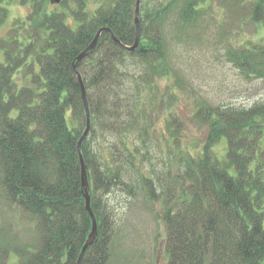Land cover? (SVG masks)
I'll return each mask as SVG.
<instances>
[{"label":"trees","instance_id":"obj_1","mask_svg":"<svg viewBox=\"0 0 264 264\" xmlns=\"http://www.w3.org/2000/svg\"><path fill=\"white\" fill-rule=\"evenodd\" d=\"M212 1L0 0V28L8 24L0 34V200L10 214L0 224V264H78L92 227L80 156L96 220L80 264H108L114 199L138 189L162 206L166 264H264V103L201 100L193 113L206 126L200 144L180 139L171 112L162 145L155 139L169 106L158 82L178 78L166 24L173 17L180 32L194 28ZM219 1L227 28L264 27V0ZM11 4L29 10L9 21ZM225 57L264 81V44L228 45ZM77 72L90 113L80 153L86 114ZM16 215L33 223L32 241L12 232Z\"/></svg>","mask_w":264,"mask_h":264},{"label":"rangeland","instance_id":"obj_2","mask_svg":"<svg viewBox=\"0 0 264 264\" xmlns=\"http://www.w3.org/2000/svg\"><path fill=\"white\" fill-rule=\"evenodd\" d=\"M221 5L219 0H213L210 12L204 14L205 20L200 18L194 28L180 32L173 24V17L166 24L170 37L169 56L178 78L175 79L171 73L158 82L164 93L165 105H169L155 122V139L159 145H162L163 137L169 133L164 123V118L169 119L167 112L177 117L174 124L183 142L185 140L190 144L196 140L200 144L206 126L193 117L199 101L243 107L256 102L264 103V81L253 76H243L225 57V47L228 45L264 44V27L246 21L236 22L235 26L227 28L221 21L226 11ZM8 9L10 21L13 17H22L29 7L11 4ZM206 18L212 22L207 23ZM218 22H221L223 30ZM7 27L8 24L0 28V34ZM177 32L179 34L174 38ZM175 80L181 81L179 86L175 85ZM166 92L174 95V98H167ZM161 162V158L154 159L158 168ZM114 202L118 209V221L110 245L108 264H166L161 204L149 200L140 189L135 196L118 193ZM6 210L7 207L0 200V224L10 219ZM14 217L15 227L12 232L18 228L23 239L32 241L35 236L33 223L28 219H18L17 215ZM14 261L15 255L10 253L9 262Z\"/></svg>","mask_w":264,"mask_h":264},{"label":"water","instance_id":"obj_3","mask_svg":"<svg viewBox=\"0 0 264 264\" xmlns=\"http://www.w3.org/2000/svg\"><path fill=\"white\" fill-rule=\"evenodd\" d=\"M51 4H58L61 2V0H49ZM138 5L136 7V11H135V25H136V40L134 42V44L129 47V49H133L136 44H137V40H138V35H139V26H138ZM102 29H100L93 41L90 43V45L82 51V53L77 57V62L84 57V55L91 49H93L95 43H96V40L98 38V35L100 33ZM76 62V64H77ZM75 64V66H76ZM77 76L79 78V81H80V85H81V98H82V101H83V106H84V109H85V114H86V127H85V130L83 132V134L81 135L79 141H78V145H77V149H78V152L80 153V143L81 141L83 140V138L87 135L88 131H89V124H90V113H89V109H88V103H87V98H86V92H85V88L83 86V83H82V80H81V77H80V74L77 72ZM80 163H81V174H82V185L84 186L85 188V199H86V209L87 211L89 212L90 216H91V221H92V227H91V231L88 235V238L85 242V244L83 245L82 249H81V252L79 254V258H78V264H80L81 262V258H82V255L84 253V251L86 250V248L92 243L93 239H94V236H95V232H96V220H95V217H94V214L91 210V207H90V199H89V195L87 193V180H86V172H85V167H84V163H83V159L82 157L80 156Z\"/></svg>","mask_w":264,"mask_h":264}]
</instances>
